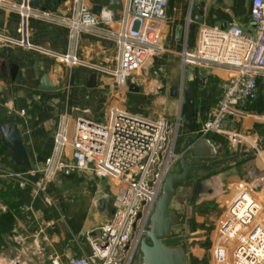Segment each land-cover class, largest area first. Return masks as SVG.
<instances>
[{"label": "crops", "instance_id": "0c3cea01", "mask_svg": "<svg viewBox=\"0 0 264 264\" xmlns=\"http://www.w3.org/2000/svg\"><path fill=\"white\" fill-rule=\"evenodd\" d=\"M248 2L166 0L165 17L158 29L161 52L144 60L119 86L98 68L114 67L115 46L111 40L95 33H79L72 49L81 60L98 66L96 68L85 64L68 65L41 51L0 40V123L13 122L20 133L27 135L22 141L29 165L35 167L48 155L61 116L70 129L77 119H105L107 112L113 109L151 119L171 121L178 118L177 152L185 150L189 138L193 141L203 139L216 158L231 156L238 150L237 157L211 168L204 193L189 205L191 213L197 215L199 207L206 202L210 208L202 222H198L203 227L197 225L196 230H205L204 227L210 230L218 219L220 221L232 198L245 186L255 197L264 198V118L261 117L264 115V75L256 78L255 94L245 102L243 115L227 116L222 122V132L202 135L196 130L200 122L214 112L227 71L213 65L185 64L180 52L193 49L196 32L203 25L224 28L228 22H234L244 31L253 32L248 20ZM82 3L97 13L99 7L108 5V0H82ZM31 4L64 14L69 0H42L39 6L33 5L31 0ZM244 8L246 11L242 15ZM117 9L111 8L115 19ZM0 13L4 14L0 34L11 40L21 39L17 14L2 9ZM116 26L117 21H114L108 29ZM99 29L106 27L99 25ZM26 31L28 41L36 47L59 53L70 48L64 26L29 18ZM11 66L15 67L13 75L10 74ZM91 75L94 76L92 83L89 82ZM43 78L50 86L48 89L41 85ZM188 87L192 91L195 112L193 132H189L184 124V92ZM227 132L238 134L240 141L232 144ZM11 153L2 144L0 136V170H27L10 160ZM74 172L58 173L46 183L45 193L53 205L44 200L41 193L35 194V187L27 185L20 189L14 179L0 176V212L7 211L13 216V226L8 234H4L7 243L0 254L11 250L8 259L17 264H50L51 260L66 264L68 258L89 253L84 235L107 220L119 184L111 177H97L89 171H76L79 175ZM17 211L22 217L16 216ZM196 230L185 234L187 237L182 242L188 255L187 264L195 244L193 240H198L204 231ZM14 233L22 237L23 250H19L20 243L10 240ZM191 241L194 244L190 243V249H187L186 243ZM20 257L24 263H20ZM210 263L211 259L206 264Z\"/></svg>", "mask_w": 264, "mask_h": 264}, {"label": "built area", "instance_id": "2783aa9c", "mask_svg": "<svg viewBox=\"0 0 264 264\" xmlns=\"http://www.w3.org/2000/svg\"><path fill=\"white\" fill-rule=\"evenodd\" d=\"M119 3L115 19L108 6L94 13L82 0H69L64 14L34 7L31 0H0V9L17 14L22 34L19 40L0 34V40L41 51L68 65L96 68L72 49L79 33H95L111 40L116 51L113 68H98L109 74L115 85H123L144 60L161 52L158 29L165 17L166 0ZM29 18L64 26L70 48L59 53L31 44L26 31ZM248 20L253 32L244 31L234 22L224 28L200 26L193 49L180 52L185 64L213 65L227 71L214 112L196 130L202 135L222 132L227 116L243 115L245 102L255 94L256 78L264 75V0H249ZM114 21L117 26L108 29ZM99 25L106 29H99ZM179 124L178 118L151 119L113 109L104 121L77 119L70 129L61 116L50 151L41 163L25 171L0 170V176L14 179L20 189L35 187V194L41 193L49 204L53 202L45 193V185L58 173L89 171L97 177L113 178L119 188L112 197L108 219L93 230V235L85 233L89 253L68 258L66 264H132L162 183L182 154L176 151ZM227 133L232 144L240 141L238 134ZM10 240L19 244L22 239L12 234ZM211 254L210 264H264V198L255 197L246 186L232 198L219 221Z\"/></svg>", "mask_w": 264, "mask_h": 264}, {"label": "water", "instance_id": "95a60500", "mask_svg": "<svg viewBox=\"0 0 264 264\" xmlns=\"http://www.w3.org/2000/svg\"><path fill=\"white\" fill-rule=\"evenodd\" d=\"M33 5L39 6L42 0H32ZM108 8L117 9L120 7L119 0H108ZM4 14L0 13V28H2V19ZM222 27V26H221ZM15 67L10 68V74L13 75ZM94 76L89 77V82L93 81ZM43 88L48 89L46 79L41 80ZM89 86L92 84H88ZM186 103V112L184 114V124L189 132L194 130L195 112L193 109V95L191 88L184 92ZM0 136L3 145L11 150L10 160L13 163L30 168L29 160L24 149L23 139L27 135L20 133L13 122L0 123ZM185 150L177 160L180 172L169 173L165 177L160 193L154 203L152 212L147 222L146 230L140 240L137 256L140 257V264H187L188 255L182 244H171L172 241H179L182 237H169L171 227L176 221L175 213L168 208V203L173 192V184L185 180L187 172L192 170L204 169L210 171L211 168L218 164L234 159L238 155V150L231 156L225 158H216L212 155V150L206 145L203 139H188L185 142ZM208 147V148H207ZM185 160L188 163H185ZM97 207L100 208L99 203ZM90 232V235H93ZM16 264V262H8Z\"/></svg>", "mask_w": 264, "mask_h": 264}, {"label": "flooded vegetation", "instance_id": "af4514ba", "mask_svg": "<svg viewBox=\"0 0 264 264\" xmlns=\"http://www.w3.org/2000/svg\"><path fill=\"white\" fill-rule=\"evenodd\" d=\"M214 156V155H213ZM185 163H188L185 160ZM211 171V170H210ZM210 171H205L204 169L192 170L187 172L185 175V180L182 182H177L173 184V192L168 203V208L172 210L176 215V221L170 230L169 237H182L179 241H172L171 244H182L187 237L182 229L184 230L183 216L185 214V208L194 202V199L199 198V196L204 193L207 180V173ZM178 173L180 172L177 162L174 165V168L170 170L169 173ZM202 172V173H200ZM168 173V174H169ZM137 254L135 255L132 264L137 259Z\"/></svg>", "mask_w": 264, "mask_h": 264}, {"label": "rangeland", "instance_id": "374dc122", "mask_svg": "<svg viewBox=\"0 0 264 264\" xmlns=\"http://www.w3.org/2000/svg\"><path fill=\"white\" fill-rule=\"evenodd\" d=\"M188 1H190V0H188ZM241 11H242L241 12L242 15H244V11H246V10L244 8ZM184 21L186 22L185 19H184ZM104 120H105L104 118L101 119V121H104ZM173 168H174V166L171 167V170ZM63 174H66V173H63ZM74 174L79 175V173L76 172V170H75ZM70 176H72V175H70ZM190 208L191 207L189 205L185 208L186 215L184 214V216H183V218H184V220H183L184 230L182 229V231L186 235L189 234V233H191V232L193 233V230H196V226L197 225L199 226V228L203 227V225L201 223L202 222V218L204 217V215L208 211V208H210V207H208V205L206 204V202L203 203V206L199 207L198 214L197 215H195L194 213H191L192 211L190 210ZM107 219H108V217H107ZM199 221H201V222L198 223ZM218 223H219V219H218L217 223H214V225H212V227L210 228V230H207L208 227H204L205 230L204 229H198V230H196L197 232L198 231L201 232L202 230H204L203 231L204 234L202 232V234L198 238V240L197 239H194L193 240L195 242V244L192 241L186 243V248L187 249H190V248H188V247H190V245H189L190 243L191 244H194V246L190 250L192 254H190V259L188 261V264H206L209 261V259H211L212 247H213L215 238L217 236ZM206 230L208 231V233H206L207 232ZM19 237L22 239L21 236H19ZM24 240L26 241V239H24ZM207 242H209L208 245H207ZM18 243H20V242H18ZM19 246H20L19 247V250H23L24 244L20 243ZM207 249H209V251H208L209 254H207L208 253L207 251L206 252L204 251V250H207ZM202 251H204L205 253L204 252L202 253ZM11 252L12 251L10 250L9 252L1 253L0 254V264H3V263L6 264L7 261L10 262L8 258H9V255L11 254ZM4 260H5V262H4ZM19 260L21 261L20 263H24L22 261L23 260L22 257H20ZM134 264H140V257L139 256L137 257V259L134 262Z\"/></svg>", "mask_w": 264, "mask_h": 264}, {"label": "trees", "instance_id": "16d2710c", "mask_svg": "<svg viewBox=\"0 0 264 264\" xmlns=\"http://www.w3.org/2000/svg\"><path fill=\"white\" fill-rule=\"evenodd\" d=\"M17 217H22L20 212H16ZM13 226V216L7 211L0 212V251L4 248L7 241L4 234H8Z\"/></svg>", "mask_w": 264, "mask_h": 264}, {"label": "bare ground", "instance_id": "6f19581e", "mask_svg": "<svg viewBox=\"0 0 264 264\" xmlns=\"http://www.w3.org/2000/svg\"><path fill=\"white\" fill-rule=\"evenodd\" d=\"M5 262V261H4ZM11 262V261H10ZM6 264H8V261H7V263Z\"/></svg>", "mask_w": 264, "mask_h": 264}]
</instances>
